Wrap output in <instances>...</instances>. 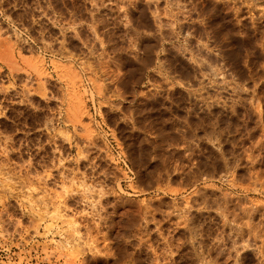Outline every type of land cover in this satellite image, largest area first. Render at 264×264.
Here are the masks:
<instances>
[{"label":"rangeland","instance_id":"374dc122","mask_svg":"<svg viewBox=\"0 0 264 264\" xmlns=\"http://www.w3.org/2000/svg\"><path fill=\"white\" fill-rule=\"evenodd\" d=\"M0 264H264V0H0Z\"/></svg>","mask_w":264,"mask_h":264}]
</instances>
